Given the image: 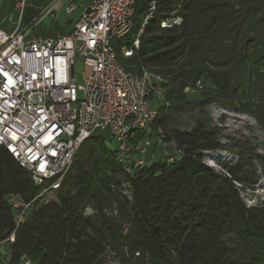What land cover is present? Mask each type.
Returning a JSON list of instances; mask_svg holds the SVG:
<instances>
[{
    "label": "trees",
    "instance_id": "obj_1",
    "mask_svg": "<svg viewBox=\"0 0 264 264\" xmlns=\"http://www.w3.org/2000/svg\"><path fill=\"white\" fill-rule=\"evenodd\" d=\"M178 6L181 26L161 29ZM145 11L143 0L126 46ZM139 40L129 59L114 46L117 59L127 71L168 78L162 87L169 106L159 107L134 142L159 139L179 155L127 173L110 135L95 133L56 199L44 202L29 173L0 147V264H264V204L247 207L235 186H252V162L264 173V158L246 154L223 164L226 175L204 164L205 153L221 149L218 133L190 115L195 105L184 94L194 82H208L264 132V0H158ZM186 115L193 123L182 129ZM12 196L29 205L20 222Z\"/></svg>",
    "mask_w": 264,
    "mask_h": 264
},
{
    "label": "built area",
    "instance_id": "obj_2",
    "mask_svg": "<svg viewBox=\"0 0 264 264\" xmlns=\"http://www.w3.org/2000/svg\"><path fill=\"white\" fill-rule=\"evenodd\" d=\"M64 1L55 0L54 7ZM141 1L90 0L66 36L27 41L20 33L0 30V147L29 173L40 189L38 199L53 200L80 147L95 133L109 131L117 160L127 173L145 166L133 154L143 156L151 141L143 139L137 150L139 141H134L148 132L157 115L152 102L164 97L163 79L144 68L127 71L113 45L130 34ZM145 1L138 34L120 48L125 59L139 49V37L156 13L158 0ZM18 5L22 9L23 0ZM179 7L159 23L161 29L181 26ZM74 9L72 4L65 6L68 14ZM77 56L87 70L83 86L75 82ZM9 202L19 210L20 222L29 205L17 196Z\"/></svg>",
    "mask_w": 264,
    "mask_h": 264
},
{
    "label": "rangeland",
    "instance_id": "obj_3",
    "mask_svg": "<svg viewBox=\"0 0 264 264\" xmlns=\"http://www.w3.org/2000/svg\"><path fill=\"white\" fill-rule=\"evenodd\" d=\"M37 1L45 3L47 0ZM88 2L89 0H74V4L76 5L80 3L85 5ZM51 24L58 26L60 32L63 30L65 32L68 26L63 16L57 20L48 18L46 28H49ZM113 45L120 49L121 47H125L126 43L124 41H114ZM86 75L87 70L83 65V60L77 56L74 63L76 85L83 86ZM158 75L163 79V84L168 81V78L161 74ZM162 93L164 96L163 98L160 100L155 99L152 102V107L154 109L158 110L161 106H169L164 89ZM184 94L187 96V101L195 105L192 107L193 112L190 115L196 118H204L218 133L221 149L216 152L205 153L203 158L204 164L226 175V171H224L222 167L223 164H234L240 161L242 157H245L246 154L247 156L251 155V157L256 156L257 158H264V132L255 117L246 111L242 105L232 103L220 97L215 92L214 88L203 80L194 82L190 87H187L184 90ZM190 115L183 116L182 129H188L192 125L193 119H190ZM102 135L104 137L108 136L109 131H104ZM150 141V146L146 149L143 156L137 151L134 152V160L140 159L144 162V165H148L158 160L171 162L179 155L172 145H166L162 142L156 143L154 139H150ZM141 145L143 146L142 140L135 145L136 150L142 147ZM252 165L256 170L254 184L252 186L235 184L242 201L247 207L264 204V173L258 161L252 162ZM71 171L72 168L70 167L65 176ZM52 199H56L54 194L52 195ZM91 212L92 210L90 208H86V214H91ZM108 264L125 263L120 262L119 259H109Z\"/></svg>",
    "mask_w": 264,
    "mask_h": 264
},
{
    "label": "crops",
    "instance_id": "obj_4",
    "mask_svg": "<svg viewBox=\"0 0 264 264\" xmlns=\"http://www.w3.org/2000/svg\"><path fill=\"white\" fill-rule=\"evenodd\" d=\"M54 1L47 0L45 3H40L37 0H23V7L20 9L18 5L20 0H0V30L6 34L20 33L27 41L33 38L51 39L68 35L90 0L85 5L82 3L76 5L74 0H65L55 7ZM68 4L75 6L69 14L65 10ZM48 8L52 9L50 13L43 14ZM62 16L68 25L65 32L64 30L60 32L58 26L53 24L46 28L48 18L57 20Z\"/></svg>",
    "mask_w": 264,
    "mask_h": 264
},
{
    "label": "water",
    "instance_id": "obj_5",
    "mask_svg": "<svg viewBox=\"0 0 264 264\" xmlns=\"http://www.w3.org/2000/svg\"><path fill=\"white\" fill-rule=\"evenodd\" d=\"M71 75H73V72H71Z\"/></svg>",
    "mask_w": 264,
    "mask_h": 264
}]
</instances>
